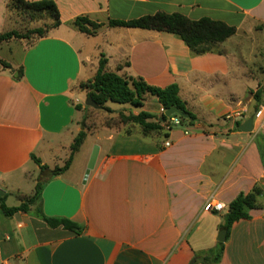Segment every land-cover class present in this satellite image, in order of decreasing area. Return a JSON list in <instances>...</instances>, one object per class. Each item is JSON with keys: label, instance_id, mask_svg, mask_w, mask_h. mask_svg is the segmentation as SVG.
Listing matches in <instances>:
<instances>
[{"label": "crops", "instance_id": "obj_1", "mask_svg": "<svg viewBox=\"0 0 264 264\" xmlns=\"http://www.w3.org/2000/svg\"><path fill=\"white\" fill-rule=\"evenodd\" d=\"M9 1L0 0V33L8 32ZM52 1L60 14L58 28L33 45L0 44V59L13 68L0 64V197L7 201V191L15 192L18 203L12 207H19L21 197L34 195L22 192L24 181L40 173L33 155L50 169L63 167L60 160L65 165L84 114L76 108L85 105L77 88L94 77L102 56L108 72L129 63L118 74L158 88L177 84L196 122L172 128L168 138L144 137L136 125L130 135L122 133L124 128L89 134L69 169L47 180L39 203L11 217L0 210V264H202L196 254L220 244L229 205L255 185L263 189L260 208L232 225L219 264H264V157L259 149L264 98L256 110L253 97L264 89V0ZM157 13L207 18L236 33L198 55L168 32L109 26L111 20ZM79 17L103 26L86 35L74 25ZM90 37L102 39L94 51H85ZM89 66L96 72L87 79ZM20 68L24 75L17 80L12 70ZM143 107L156 118L165 112L151 96ZM234 112L241 117L226 118ZM251 118L253 130L241 131ZM90 138L80 167L69 176ZM96 145L99 157L84 183ZM33 181L35 187L37 177ZM208 201L224 209L206 211ZM38 208L47 217L75 222L82 231L51 228Z\"/></svg>", "mask_w": 264, "mask_h": 264}, {"label": "trees", "instance_id": "obj_2", "mask_svg": "<svg viewBox=\"0 0 264 264\" xmlns=\"http://www.w3.org/2000/svg\"><path fill=\"white\" fill-rule=\"evenodd\" d=\"M8 7L9 10L18 11L28 15L32 19L47 17L51 20V24L33 28L26 32L11 30L0 33V44L11 41H25L28 45H33L38 39L46 37L50 30L58 28L61 25L59 10L52 0H39L35 2L10 0ZM74 25L81 33L86 35H94L103 26L86 17L77 18ZM109 26L168 32L182 40L192 52L198 55L208 53L214 44L225 42L236 33L234 27H230L222 22L207 18L192 21L181 14L166 13L147 15L129 21L111 20ZM0 64L6 69H13L9 63L2 59H0ZM127 66H129V63L117 66V72H108L106 70L107 59L102 56L94 77L79 85L86 92L87 98H92L99 106V110L106 111L112 114L111 116L115 115L109 118L105 124V128L121 130L126 125H136L140 128L141 134L144 137L163 136L164 138H168L169 134L165 130V126L169 124V118L164 113L161 118H156L145 111L134 114L133 112H127L125 109L116 111L108 106L109 103H116L130 105L139 109L143 108L149 96L157 98L164 111L170 108H177L185 114L187 118L174 116L179 118L181 126L191 127L195 124L196 116L187 109L185 103L180 98L179 86L177 84H172L166 88H158L149 85L142 78L118 74V71ZM12 71L15 79L20 80L23 78L24 73L22 68ZM253 97L256 102L255 109L258 110L263 104L264 89L254 92ZM76 108L78 110H85L87 107L84 104H78ZM81 126V131L77 134L71 145L70 157L63 167L50 169L48 166L42 165L39 158L34 155L32 156V159L40 168V175L37 179L34 195L31 197H21L23 203L19 207H8L5 197H0V210L5 216L11 217L17 212H27L31 205L39 203L42 189L47 180L69 169L75 154L79 152L88 135L95 132L88 129L84 124ZM259 149L261 156L264 157V142L259 143ZM262 196V187L255 185L251 192L247 194L241 193L231 202L221 225V229L227 231V238L235 222L250 219V210L260 208ZM38 214L51 228L63 227L65 230L76 234L82 231L80 225L69 219L45 216L41 208H38ZM223 250L224 245L220 243L213 249L196 254L195 258L202 264H219Z\"/></svg>", "mask_w": 264, "mask_h": 264}, {"label": "rangeland", "instance_id": "obj_3", "mask_svg": "<svg viewBox=\"0 0 264 264\" xmlns=\"http://www.w3.org/2000/svg\"><path fill=\"white\" fill-rule=\"evenodd\" d=\"M9 24L6 26V28L4 29V31H11V30H18L21 32H26L28 30H31L33 28H37V27H44L46 25L51 24V20L47 17H41V18H37V19H32L31 17H29L28 15H25L23 13H20L18 11L12 10L11 14L9 15ZM92 36V35H91ZM86 38V37H84ZM102 39V37L100 38H89V43L88 45L85 47V51H94L95 50V44L100 42ZM77 46L80 45L79 41H76ZM96 68H94V70L91 69V66H89L87 68L86 71V75L85 77L88 79L89 77H91V75L93 76V74L96 72L95 71ZM264 71V67L261 68V72ZM264 82L263 79L261 80V83ZM77 93L80 94L81 98L84 99L86 101L87 99V94L84 90H82L79 86L77 88ZM86 106V104H85ZM108 106L116 111H120L125 109L127 112H139L142 111V108H135L132 107L130 105H120V104H116V103H109ZM150 106V105H149ZM147 104H146V108L150 109ZM87 108L84 110V114H83V118L80 121V127L82 128L81 125H85L88 127V129H90L91 131H102L105 129V124L106 122L109 120L112 114H109L106 111H102L99 109H94L92 107L86 106ZM144 108V107H143ZM145 109V108H144ZM241 113V112H240ZM172 128H179L178 126H172ZM134 129V130H133ZM118 130V129H116ZM122 130V129H121ZM120 130V131H121ZM132 132H135V128L132 127V125H126L124 127V129L122 130V133L125 134H132ZM136 137V134H135ZM91 139H89V141L85 144L84 148L82 149V151L76 156L75 161L69 171V176H71L73 174V172H75L76 170H78V168L80 167L81 161L83 159V154L84 152H86L85 150H87V146L89 145V142H91ZM64 155V154H63ZM50 157V154L48 155V159ZM63 157V156H62ZM63 159V158H62ZM49 163L50 160H48ZM63 160H58L60 166H64V163L62 162ZM39 174H36L35 176L31 177L30 179L24 181V184H22V192L26 193V194H32L35 191V183H34V179L38 176ZM35 177V178H34ZM7 191V190H6ZM7 196L8 199L6 201V205L8 207H12L13 205H15L16 203H18L17 197H16V193L15 192H9L7 191ZM12 264H16L14 261H11Z\"/></svg>", "mask_w": 264, "mask_h": 264}, {"label": "water", "instance_id": "obj_4", "mask_svg": "<svg viewBox=\"0 0 264 264\" xmlns=\"http://www.w3.org/2000/svg\"><path fill=\"white\" fill-rule=\"evenodd\" d=\"M86 106L98 109L99 106L93 101L92 98H87L85 101ZM164 115L167 118H170L172 116H178L181 118H187V116L185 114H183L180 110H178L177 108H170L168 110H166L164 112ZM253 119H249L248 121H246L242 126H240V130L248 133L251 132L253 130ZM99 152H100V147L98 145L94 146L92 149V152L90 154L88 163H87V167L84 173V183H86L87 179L89 178L90 173L94 170L95 165L97 163L98 157H99ZM226 236H227V231L226 230H222L219 234V238L218 241L220 243H224L226 240ZM191 264H194V262H192Z\"/></svg>", "mask_w": 264, "mask_h": 264}, {"label": "built area", "instance_id": "obj_5", "mask_svg": "<svg viewBox=\"0 0 264 264\" xmlns=\"http://www.w3.org/2000/svg\"><path fill=\"white\" fill-rule=\"evenodd\" d=\"M261 114H262V112L259 111V112L256 114L255 117H256V118H259V117L261 116ZM233 116H234V117H238V118H240V117H241V113H240V112H234V114H232V115H231V114L227 115L226 118H227V119H230V118H232ZM172 126H178V127L181 126V123H180L179 118L174 117V116L170 117V118H169V124H167V125L165 126V130H166V131H170V130L172 129ZM165 146H166V147H169L170 144H169V143H166ZM204 209H205L206 211H209V212H221V211L224 209V206H223L222 203H214L213 201H208V202L205 204Z\"/></svg>", "mask_w": 264, "mask_h": 264}]
</instances>
